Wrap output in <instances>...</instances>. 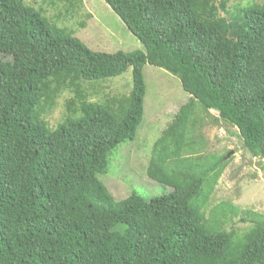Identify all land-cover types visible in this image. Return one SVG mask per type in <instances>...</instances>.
Masks as SVG:
<instances>
[{"label":"trees","instance_id":"trees-1","mask_svg":"<svg viewBox=\"0 0 264 264\" xmlns=\"http://www.w3.org/2000/svg\"><path fill=\"white\" fill-rule=\"evenodd\" d=\"M103 1L143 51L93 52L40 10L0 0V55L49 66L26 72L16 90L5 87L8 104L0 102V264H264L263 215L242 216L249 226L238 232L224 229L237 215L232 205L206 216L228 162L202 152L194 111L216 112L214 123L235 128L264 162V6L231 12L226 0ZM144 65L176 76L190 99L146 169L170 194L117 201L99 177L142 120ZM128 69L126 97L83 100L78 83ZM72 87L79 106L68 102L69 116L51 129L42 114Z\"/></svg>","mask_w":264,"mask_h":264},{"label":"rangeland","instance_id":"rangeland-1","mask_svg":"<svg viewBox=\"0 0 264 264\" xmlns=\"http://www.w3.org/2000/svg\"><path fill=\"white\" fill-rule=\"evenodd\" d=\"M22 1L40 10L51 25L66 30L93 52L112 54L117 51H143L139 41L103 0ZM226 1L231 12L253 5L264 6V0ZM35 70L48 72L49 66L36 67L10 56L0 55V102L8 104L5 87L16 90L26 72ZM142 75L145 83L142 120L133 140L119 144L109 153L107 172L99 177L117 201L132 193L145 200L170 194V188L147 177L146 169L155 142L171 124L180 107L190 99L176 76L150 65L143 66ZM131 87V69L119 77L78 83V91L81 92L83 100L93 104H103L126 97L130 94ZM76 90L73 87L61 90L54 99V105L44 111L42 119L48 127L54 129L69 116L68 102H74L73 108H78L80 100ZM194 111L200 116L197 131L199 130L200 139L204 144L202 152L221 156L228 162L210 197L211 204L206 210V216L214 206L228 203L238 212L225 223L224 229L243 231L248 228V218L252 217V214L264 216V162L253 157L243 147V141L235 128L214 123L216 112L210 111L211 115L207 116L197 107ZM204 164L208 165L209 161ZM247 213L248 222L244 223L241 218Z\"/></svg>","mask_w":264,"mask_h":264},{"label":"water","instance_id":"water-1","mask_svg":"<svg viewBox=\"0 0 264 264\" xmlns=\"http://www.w3.org/2000/svg\"><path fill=\"white\" fill-rule=\"evenodd\" d=\"M230 154H231V153H230ZM230 154H229V155H230ZM229 155H228L227 157H229ZM227 157H226V158H227Z\"/></svg>","mask_w":264,"mask_h":264}]
</instances>
